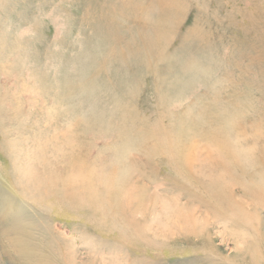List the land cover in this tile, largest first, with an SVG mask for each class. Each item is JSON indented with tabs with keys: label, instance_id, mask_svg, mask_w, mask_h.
<instances>
[{
	"label": "rangeland",
	"instance_id": "rangeland-1",
	"mask_svg": "<svg viewBox=\"0 0 264 264\" xmlns=\"http://www.w3.org/2000/svg\"><path fill=\"white\" fill-rule=\"evenodd\" d=\"M0 264H264V0H0Z\"/></svg>",
	"mask_w": 264,
	"mask_h": 264
}]
</instances>
